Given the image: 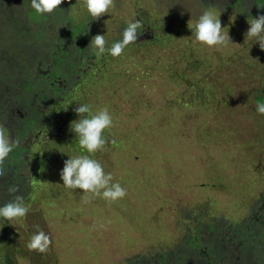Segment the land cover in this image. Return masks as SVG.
<instances>
[{"label":"rangeland","instance_id":"374dc122","mask_svg":"<svg viewBox=\"0 0 264 264\" xmlns=\"http://www.w3.org/2000/svg\"><path fill=\"white\" fill-rule=\"evenodd\" d=\"M75 1L63 0L60 8L55 10L62 11L63 5H66L62 17L69 22L67 32L72 38L80 34L84 12V8L79 6L83 0ZM168 1L171 9L182 8L188 12L189 4L198 9L200 5L211 8L216 0ZM217 1L214 12H217V7H229L231 4L230 0ZM123 5L111 8L106 13L112 17L111 24H108L110 20L106 16L99 26L95 19L93 32L102 31L109 40L115 37L120 13L124 18H137L143 22L137 41L129 44L119 57L111 56L107 50L98 56L92 69L83 71V77L78 79L68 98L77 100L80 91L83 97L79 103L89 104L96 110L108 107L114 123L105 130L106 138L108 142L117 138V146L113 147V162L107 160L103 168L105 173H114L113 183L119 182L127 189V195L111 204L99 197L85 204V193L73 199L72 191L63 185L60 172L64 167L63 162L71 156L69 144L77 139L75 132L71 128L66 129L67 133L64 134L70 141L65 143V149L63 145L60 149L65 155L62 158L57 157V150L52 152L51 142H39L35 148L37 155L43 156L51 164L54 174L52 178L43 177L41 184L30 188L36 198L34 203L29 202V194L19 193L29 208L26 217L10 224L1 218L14 232L18 252L15 246L7 248L0 234V264H126V259L130 257L144 260V255L169 250L175 240L185 234L191 221L198 220L208 225L213 218L218 219V215L219 220L214 228L223 239L237 234L238 228L247 229L236 222L243 223L251 215H259L258 204L261 205L264 198V169L252 164L248 155L261 147L263 134L260 128L250 127L249 121L242 120L248 103L244 98L246 92L240 89L244 88L243 85H247V89L259 85L258 76L253 75V66L260 64L264 50L253 44V38L246 37L250 26L241 20L249 21L264 13L248 16V13L253 14L256 7L252 0H243V14H238L235 9L227 10V23L219 16L224 31H228L233 43L227 47L210 48L208 53L213 58L210 64L204 66L201 64L207 60L204 61L202 57L205 56L197 50L205 51L208 46L196 42L193 35L189 36V29L183 31L177 25L172 28V22L157 18L156 14L165 12L163 8H169L167 4H161L150 17L139 18L134 10L149 12L151 6L147 2L128 0ZM30 7L29 30L36 28V21L40 19V14ZM205 10L207 8L202 12ZM190 14L189 22L194 25L197 13L192 11ZM73 16L78 23L72 22ZM186 16L188 14L183 18L185 26H188ZM50 19L54 20L53 24H47L51 32L58 21L54 15ZM229 20L234 23L233 26ZM42 22L38 24L39 27L44 26ZM165 32L169 34L164 35ZM78 47V44L73 45V48ZM193 47L190 53H183ZM30 51L34 53L35 48ZM95 51L90 46L86 51L77 52V55L84 57L87 52ZM258 52L262 54L259 60L256 58ZM193 64L198 66L195 71ZM226 66L232 71L238 68L247 79L239 78L238 86L237 75L234 81L228 76L230 73ZM181 72L185 75L187 72L185 78L177 76ZM187 79L189 84L184 83ZM261 95L264 97V93ZM224 115L229 118V124L224 121ZM172 120L174 128L170 127L173 129L171 133L168 126ZM58 126L51 128L52 132H58ZM151 127L154 133L148 136L142 133ZM181 129L184 137L176 134ZM138 132H141L140 136ZM125 136L128 141L122 144ZM99 153L95 154L97 158L101 157V153L106 157L108 150L104 147ZM32 170L28 167L26 173L31 176ZM6 180L0 177L1 187ZM192 181H195V185L210 182L212 187L209 192L218 193L217 196H206V188L200 189V186L187 190L186 185H182L188 182L191 186ZM167 188L169 194H160L158 201L170 203L156 211V191ZM13 196L0 190V206ZM183 205H186V209H183ZM208 206L211 207L207 209ZM192 217L195 218L191 220ZM37 226L52 239V244L44 253L32 252L27 248ZM208 231L206 229L204 232L205 240L210 238L211 232ZM262 246L263 249L258 248L257 253L252 250V255L264 256Z\"/></svg>","mask_w":264,"mask_h":264},{"label":"trees","instance_id":"16d2710c","mask_svg":"<svg viewBox=\"0 0 264 264\" xmlns=\"http://www.w3.org/2000/svg\"><path fill=\"white\" fill-rule=\"evenodd\" d=\"M130 1H132V0H130ZM123 2L127 3L128 0H123V1L115 0V6L112 9H114L116 6H124ZM133 2L134 3L147 2L151 6V9H149V12L143 11L142 9L134 10V12L140 14L142 17H147V16L150 17V15L153 12L158 10V8L161 4H164V3L167 4V6H169V8H163V10H165V12L161 11L160 14L164 12L162 15L156 14L157 18L160 17L159 19H161V20L166 19V21L172 22L173 23V24H171L172 28L176 27V25H177L183 31H184V29H189L188 34L190 36V35H192V30L188 26H185V20L183 18V15L188 14V16H186V20H187V24H188L189 18L191 15L190 13L192 11L197 13L195 15L197 16V19H198L199 14L200 15L202 14L203 9L207 8V10L211 9L214 11L218 1L217 0L213 1V3H214L213 5H215V6L211 5L212 6L211 8L205 7V5H200V8L198 9L196 6L192 7L189 4L188 5V7H189L188 12L182 10V8L177 9V10H174V8L171 9L170 8L171 6L169 4L170 2L168 0H151V1H149V0H133ZM229 2L231 3L229 5V7L228 6H224L222 8L217 7V12H215V13L219 14L220 17H223V20L225 21V23L228 22V16H227L228 14L225 15L227 10L235 9V10H237L238 14H240V13L243 14L242 13L243 12L242 11L243 0H230ZM252 2L255 5L256 9L254 10L253 14L248 13L247 14L248 16L254 17V15H257L258 13H264V0H252ZM76 3H73V5H75ZM257 5H260V7H257ZM79 6L84 8V12L82 15L83 19L81 18L82 19L81 20L82 27L85 28V27L92 25V31H94L95 26L92 23L94 22L95 19H93L91 17V15L88 13L86 5L84 4L83 1L79 3ZM31 8L32 7H30V9ZM65 8H66V5L64 4L62 7L61 13L66 10ZM129 8H131V7H129ZM58 11H60V10H58ZM244 13L246 14L247 12L245 11ZM105 16L107 18L106 13L103 16H101L99 19H97V21H98L97 25L98 26L100 25L101 21L104 20ZM225 18H227V19H225ZM128 19H131V18H128ZM125 20H126V18L122 17L121 14L118 13L119 30H121L123 28ZM229 21L231 22V26H233L234 23L231 20H229ZM242 21L246 22L250 26V24L248 23L247 20L244 19V20H241V22ZM227 25L229 26V23ZM178 30L179 29H176V31H178ZM96 33H99V32L96 31ZM100 33L104 34V32H102V31ZM168 34H169L168 32H165L164 35H168ZM253 40H254L253 44L259 45V44L255 43V42H259V41H255V38H253ZM50 42H51V40H50ZM194 48L195 47L188 48V49L184 50L183 53L184 54L190 53L191 49H194ZM210 48H212V47L206 48L205 51H198L197 50V52L199 54L205 56V57H202L204 59V61L207 60L206 63H203L201 65L205 66V65L211 63V58H213V57H211V55H209V53H208V50ZM49 52H51V50H49ZM0 53H5V55L7 57H10V58H8V60L14 66H17L21 61L25 60V59H21L20 57L22 54H20L16 51H0ZM38 55L39 54L37 53L36 50L34 53H32L29 50V85L24 86L22 88V90L18 93L20 98L23 99V107H24L25 112H28L29 118H28V114L25 115V119H22L17 125L12 124L13 123L12 122L11 124H9L7 126V124L3 122L4 125L9 129L10 135L14 139H19V142H20L19 146L14 148V150L6 158L4 165L10 164L13 161V164L17 165V170H20L21 168H23V170L26 172L28 167H29V170L33 169L31 172V176H28L26 174L28 176L27 180H17L16 181V183L22 187V189H19L18 193H16V194H19V193L29 194V202H32V203H34L36 201V198H34V196L31 194L30 188L35 187L34 186L35 184H38V185L41 184L43 182V177L48 176V177L52 178V175L54 174L53 168L50 166L51 164L48 163V161L46 159H44L43 156L37 155V151L35 150V148H37V144L39 142H43V141L51 142L50 144H51L52 150H57V152H56L57 157L62 158V157H65V155L62 154V151L60 149H62V145L64 148L65 143L70 141V139L65 137V134L67 133L66 125L63 126L62 130H60V131L58 130V132H56V133H54V132L44 133V130H45L44 125H45V123L47 124L52 119L55 120L56 118H58V120H59V122H58L59 125L62 124L63 122H68V121L75 119V118L79 119V116L74 111V108H76L77 105H74V104H75V102H82L81 98L83 97V95L80 93L79 89H76V91H79V96L77 97V100H75V101L70 100L68 98V94H66L68 92L70 93V90H68V88H65V84L61 83L59 85V84H56L55 81H52V79H51L52 75L54 77L59 76L60 70L58 71L57 68H54V72L48 71L47 72L48 75L45 73L42 74L41 78L39 77L40 79H36L34 76H32L33 70L36 67V65H35L36 60L39 59ZM261 55L262 54L260 52H258V56L256 58L259 60ZM1 61H0V76L2 77V75H5V73H7V70H5L4 66H3L5 61H2V62ZM259 62H260V64L258 66H253V69H254L253 75L258 76L257 78L259 81V85H256V86L253 85L249 89H247V85H243L244 88H242L240 90L242 92H246L244 95V98H245L246 102L248 103V107L246 108V111L243 112L242 120L249 121L248 123H249L250 127H255L257 129L260 128L261 133L263 134L261 147L257 151L253 150L248 156H249L250 162L252 164H255V165L261 167L262 169H264V115L259 114L256 111V105L260 102H264V97L261 95L262 93H264V58L260 59ZM41 64L44 66L43 61H41ZM193 65H194L193 71L197 70L198 66L195 64H193ZM248 66L251 67L250 65H248ZM186 67H185V69H186ZM219 67L221 69L223 68L221 66H219ZM226 67H228V69H229L228 72L230 73L228 76H230L234 81H235L234 77H236V75H237L236 83L238 84V86H240L238 83L239 78L247 79V77H245L242 74V72L239 71L238 68L235 71H232V70H230L231 68L229 66H226ZM190 68L192 69V66ZM50 69H52L51 64H50ZM187 69H189V68H187ZM187 72H186V75H187ZM61 73L65 74V76L68 77L67 73L64 70ZM234 73H235V75H233ZM186 75L184 72H181L177 76L179 78H185ZM187 81H189V80L188 79L185 80L184 83L189 84V82L187 83ZM243 83H244V81H243ZM74 93H76V92H74ZM229 94L230 93L228 92L227 95H229ZM252 98H253V100H252ZM80 104H82V103H80ZM66 107H67V109H65ZM95 110L96 109H93V111H95ZM219 114H221V112ZM224 116H223L224 121L227 124H229V118H226V116L225 117ZM165 119H166V116H165ZM54 125H57V124H54ZM173 126H174V123L172 120V121H170V124L168 126V129L171 133L173 132V129H170V127L174 128ZM68 128H71V127L69 126ZM135 129H137V127H135ZM182 130L183 129L179 130L176 134L184 137V133L182 132ZM169 131H168V133H169ZM141 132H138L137 135L140 136ZM142 133L144 135L148 136V134L154 133V130L151 127L149 129L144 130ZM107 136L108 135H106V131H104V137H105L106 141H108L106 138ZM123 138H124V140L122 141V144L125 143L126 141H128V138L126 136ZM190 138H191V136L189 134L188 140H190ZM28 140H29V153H30L29 156L27 155V153L24 154V151L27 148L25 145L28 143ZM116 140H117V138L114 139L115 143H112L111 142L112 140L110 142L106 143L105 147L108 150V154L106 157H104L101 153L100 158H97L95 156V154L100 155L99 151L94 153V154H88L86 152V150L80 148V146L78 144V139H76L75 141L73 140L74 142H70V144H69V148H70L69 150L71 153L70 157H74V156L82 155V154H88V155H91L94 159L99 160L102 165H105V164H107V160L109 162H113V159L115 156V154H114L115 149H113V147L116 145ZM31 143L33 144V146H30ZM72 150H74V151H72ZM137 151H138V148H137ZM31 153L34 154V157L32 156ZM13 158L15 160H13ZM63 164H64V162H63ZM9 170H11V169H9ZM5 172L10 173V171H5ZM58 174H59V172H58ZM111 174L113 175V178H114V173H111ZM15 176L17 179L20 178V176L17 175L16 173H15ZM37 178H38V180H37ZM194 182L195 181H192L191 186L188 184V182H184V183H182V185H186L187 190H190L194 186H196V187L200 186V189L206 188V192L208 193L206 196H208V197H209V195L211 197L217 196L216 194H218V193L212 194L213 191H212V193L209 192V189H211V187H212V186H210L211 185L210 182H205V183L202 182V183H199L198 185H195ZM193 183H194V185H193ZM201 186H204V187H201ZM207 186H209V187H207ZM28 187H29V193H28ZM0 189H2L1 186H0ZM71 191L73 193V197H74L73 199H76L80 194H84L83 190H81V189H76V190H71ZM4 192H6V191H4ZM7 193H9L8 190H7ZM162 193L169 194V189L168 188L166 190L158 189L156 191L157 195H155V196L158 197V198L154 199V202H155L154 203V209H156V211L160 207L168 205L170 203V202H168L167 204L159 203V201H158L159 196ZM209 207H211V206H208L207 209ZM183 209H186V205H183ZM258 211H259V215H257L256 217H253V215H251L243 223L236 222V224H238V226H241V228L246 227L247 229L241 230L240 228H238L236 230L237 234L229 235V236H226L224 238H226L227 240H231L232 244L234 241L239 242L240 248H242V251L249 252L250 250L255 249L256 250L255 253H257L258 248H259L258 250L263 249L262 245H264V198H263V203L261 205L258 204ZM216 217H218V219L213 218L212 222L208 225H206L207 224L206 222H204V223L200 222V224H203L204 226L206 225L205 227H202V228L205 231H206V229L209 230L208 233H210L212 230H214V233L218 232V231L216 232V230L214 228L215 222L219 220V216L216 215ZM194 218L195 217H192L191 220H193ZM0 220H1V218H0ZM10 222L14 223V221H9V224H10ZM198 223L199 222H194L190 225L194 226ZM0 228H1L0 229L1 230V232H0L1 239L4 241V245L9 249H11L10 247L15 246V250H17V252H18V249L16 247V243L14 242V240L16 239V236L13 234L14 232H12L10 226L8 227V223L5 220H3L1 222ZM198 228H201V226H199ZM172 250L176 251L175 248H172ZM252 253H253V251L250 252V256L252 257V259H250L246 255H243L244 259L246 261L242 264H251L250 262H253V259H254V261H256V264H264V256H260V255L255 256V255H252ZM144 256H146V255H144ZM44 258H46L45 254H44ZM138 259H139V257H137V258H131L130 257V258L126 259L127 260L126 264H139ZM135 261H136V263H135ZM235 264H238V263L236 262Z\"/></svg>","mask_w":264,"mask_h":264},{"label":"flooded vegetation","instance_id":"af4514ba","mask_svg":"<svg viewBox=\"0 0 264 264\" xmlns=\"http://www.w3.org/2000/svg\"><path fill=\"white\" fill-rule=\"evenodd\" d=\"M78 1L76 0L75 2ZM29 3L30 0H0V51H16L22 54L21 59H25L17 66H14L8 60L10 57H7L5 53H0V61H5L3 66L7 70L5 75L0 76V123L4 122L7 126L12 122V124L17 125L28 114L24 110L23 99L20 98L18 93L24 86L29 85V50L35 48L39 54V59L36 60V67L33 70L32 76L40 79L42 74L48 75V71L54 72V68H57L58 71L60 70L59 76L54 77L52 75V81H55L59 85L64 83L65 88L70 90V93L66 94H71L72 89H75L78 83V79L83 77V71L91 70L96 62V58H98L95 53L87 52L82 57L81 55H77V52L88 50L91 46L92 37L96 34L105 35L93 32L92 25L83 28L80 22V34L72 38L67 32L69 22L63 19V12L61 13V11H54L51 14H40L41 16L38 17L40 19L36 21L37 27H31L32 29L29 30ZM52 14L56 16L58 23L52 27V31L50 32L47 24H53V19L49 21V18L53 16ZM136 14L138 18L141 16L138 13ZM107 17L110 20L108 24H111L112 17ZM135 20L137 18H126L121 30L127 27L128 22H134ZM40 22L45 23L44 26L39 27L38 24ZM72 22L78 23L74 16L72 17ZM121 30H119L118 26L114 32L117 35L110 40L105 35L107 41L106 47H111L113 42L122 39ZM139 31H142V29ZM149 35L151 37L154 36L153 34ZM82 37H85L84 41ZM143 37H145V32L143 33ZM74 44H78L79 47L73 48ZM41 61L44 62V66L41 64ZM50 64L52 65V69H50ZM63 70L67 73L68 77L61 73ZM78 103L75 102L74 105L78 106ZM75 120L78 119L75 118L59 125L58 118L52 119L49 123H45L44 133H52L51 128L55 126L54 124L59 125L57 127L59 131L62 130L63 125H66L67 128L71 127V122ZM25 146L27 148L24 154L27 153L29 156V140ZM54 151L52 150V152ZM13 160L15 159L13 158ZM4 168L5 171H10V173H6L4 176L7 180L0 190L7 192L12 185L22 189L16 181L27 180L29 175L23 168L17 170V165H14L13 161L10 164L4 165ZM15 173L20 176L19 179L16 178ZM8 178H10L9 181ZM195 222L199 223L193 226L190 225L194 223L191 221L187 225L188 230L184 232L185 234L175 240L172 248H175L176 251H173L171 248L155 255L143 256L144 260H139V264H235L236 262L242 264L246 261L243 255L252 259L250 252L252 250L255 251V249L249 252L242 251L240 243L235 241L231 246V240H227L226 238L221 239L219 234L214 233V230L211 231L210 238L205 240V230L202 228L205 226L200 224L198 220H195ZM199 226L201 228H198ZM250 263L256 264V261L253 259V262Z\"/></svg>","mask_w":264,"mask_h":264},{"label":"clouds","instance_id":"9594fccd","mask_svg":"<svg viewBox=\"0 0 264 264\" xmlns=\"http://www.w3.org/2000/svg\"><path fill=\"white\" fill-rule=\"evenodd\" d=\"M62 2L63 0H30V5L37 13L43 15L54 12ZM83 2L93 19H99L115 6V0H83ZM248 22L250 27L246 32V37L255 38V41H259L260 49L264 50V15L252 18ZM188 27L192 30L195 41L208 47L222 48L233 43L228 31L225 32L222 27L219 14L212 10L203 11L196 23L193 25L189 22ZM141 29H143L141 20L130 21L123 30L122 39L114 42L109 49H106L107 41L105 35L102 34L93 36L90 45L96 50L97 56L104 54L107 50L111 56L119 57L129 44L137 41ZM74 111L79 119L71 122V130L75 132L80 148L86 150L88 154L103 150L108 143L104 137V131L110 129L114 123L108 107L93 111L91 105L78 103ZM256 111L264 115V102L256 105ZM111 142L115 143L114 140ZM19 143V139H14L9 129L0 123V177L6 175L5 160L14 148L19 146ZM88 154L69 156L70 158L64 161L60 177L65 188L83 190L85 204L91 203L97 197L109 204L123 199L127 195V189L119 182L113 183V175L105 173L103 165ZM8 191L15 195L10 201L0 206V218L14 221L26 217L29 208L24 202V197L16 194L19 191L18 187L10 186ZM51 244L50 235L37 226V231L31 236L27 248L30 251L44 253L48 251Z\"/></svg>","mask_w":264,"mask_h":264}]
</instances>
